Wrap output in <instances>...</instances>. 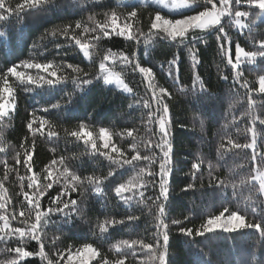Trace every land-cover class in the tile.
Masks as SVG:
<instances>
[{"label": "trees", "instance_id": "obj_1", "mask_svg": "<svg viewBox=\"0 0 264 264\" xmlns=\"http://www.w3.org/2000/svg\"><path fill=\"white\" fill-rule=\"evenodd\" d=\"M17 3V0H11ZM59 9L50 11L42 17L22 15L18 20L13 16L10 22H0V74L8 67L19 64L25 59H34L37 62L52 61L79 65L85 71L95 74L98 72V65L106 50L113 52H123L131 56L136 53L135 59L141 66L150 67L155 74V84L164 87L170 93V98L164 100L168 104L171 125L169 131L173 142V164L172 174L169 177V193L165 202L166 216L168 223L169 243L167 249V264H264V240L259 234L251 229H242L235 233H224L219 230L213 233H205L203 236H196L195 232L212 215H218L224 208L229 212L238 208L241 210L246 206L248 197H252L258 209L257 217L264 215V197L258 193V184L253 187L251 183L240 184V181L253 174V162L251 160V149H232L227 144L228 138L238 142L246 143L251 139V134L247 128L251 126L250 117L246 115L249 111V95L255 101L253 111L256 115L264 118V93L258 91V78L264 75V57L258 56L255 63L244 61L241 63L239 71L243 73L240 83L234 78V72L226 59H223L216 40V34L209 33L206 41L197 43V58L200 63L195 69L191 66V57L188 49L178 46L176 42L167 39L153 37L148 43L143 37L140 42L129 41L123 37L113 36L111 39H102L95 42L92 40L94 33H83L82 39L85 42L91 41L96 44L90 51L93 54V63L90 65L85 60L75 45L74 40L57 34L53 37L45 35L54 27H62L67 23L76 20H83L90 27L88 22L90 14H102L109 9L116 10L121 21L129 11L123 7L126 4L122 0H103L101 4H94L92 0H57ZM154 5L141 7L138 11L139 19L134 21V28L148 31L150 17L154 18ZM240 10L251 11L252 16L246 23H250L256 18V23L252 25V31L248 29L238 30L232 26L229 30L232 44V58L235 60V44L238 42L249 51H258L256 41L264 39V17H259L258 9H248L242 3ZM98 20H102V15H97ZM80 33V30H76ZM41 36L45 38L41 40ZM34 44L40 45L33 48ZM56 45H60L59 48ZM43 52V55H39ZM176 57V64L171 68L168 61ZM111 65V62H106ZM128 67L123 70L122 78L133 89L131 94L122 93L117 88L107 85L102 79L94 80L90 85L82 86V90L76 89L72 83L57 86L55 89L47 90L28 86L25 90L23 86H17L15 91L16 109L12 115L0 123V137L6 151L0 153V182L8 190L11 197V204L8 210L24 202L21 192V181L17 177L25 175L23 166V149L20 145L23 138L29 137L28 144L31 145L32 137L26 128L27 121L31 118L30 113L35 112L38 117L43 116L48 119L54 127H45V134L41 136L37 133L35 137V148L32 152L33 172H41L45 166L49 165L52 159L65 157V164L71 170L80 175H106L115 167L99 153L92 154L90 147L78 141L75 137L67 135L65 129L76 130L79 123H86L91 129L98 133L100 127H108L110 132H124L123 137L113 135V143L126 153H130V140L126 136L127 129H136L134 135L143 137L146 133L145 123L148 109H144L142 102L136 104L142 97L148 99L151 92L146 90V81L142 74L133 71ZM23 70V69H18ZM116 70H120L119 64ZM171 70L172 75L169 76ZM35 74L34 69L26 70ZM71 74V69H66ZM199 75L205 82L208 92L199 91V85L193 88L194 76ZM227 75V80L221 76ZM11 83L15 82L14 77H9ZM244 81L248 82L249 90L242 87ZM181 89H184L182 91ZM73 95V103L66 104L68 95ZM52 103H61L60 109H51ZM132 104L133 107L128 106ZM43 107H48L49 112L40 111ZM155 107V105H154ZM201 120L203 128H201ZM225 125H228L225 127ZM153 132H158V125H149ZM55 131L57 136L48 138L47 132ZM257 130L260 133L257 138V150L264 153V125L257 122ZM158 137H153L157 139ZM101 142L97 140L99 146ZM223 143L225 149L220 150L219 145ZM101 151H107L100 149ZM141 152H144L141 146ZM20 153L21 164H16L15 157ZM83 154V155H82ZM115 156V153H112ZM159 155V150H156ZM198 158L204 159L203 172L196 173L193 178L192 164ZM15 169L8 173V178L4 179V162ZM213 165L212 175L225 179L229 186L226 189L209 187L210 179L207 164ZM260 158L258 157V163ZM144 162H141L143 165ZM158 170L157 165L153 166ZM54 177L57 172L63 171V166L56 165L51 169ZM123 173L124 175H121ZM134 170L129 166L120 169L116 177L105 181L104 193L97 195L91 190L84 193L71 194L72 199L78 200L81 214L74 217L71 222H66L62 214H52L44 228L41 239L45 245V251L56 260L58 250L63 251L68 246L79 247L84 243H92L97 247L102 255L109 259H115L116 254L110 251L111 246L121 239H143L146 243H154L157 238L156 213L157 207L154 203L159 195L158 185L155 188L149 186L144 198L135 197L129 204H125L116 197L114 193L115 182H124ZM27 175H32L28 173ZM150 179V178H149ZM158 180V177H157ZM236 184L233 189L232 183ZM28 181L25 179L24 190ZM203 183L204 187H201ZM188 184L195 187L185 191ZM61 185L54 182L49 194L42 198V207L47 209L50 206V197H53L60 190ZM237 193L233 197V191ZM152 197V199H148ZM26 206V205H25ZM229 213H225V217ZM138 216V220L127 221V216ZM125 219L124 225L110 227L108 233L100 234L98 224L105 219ZM249 219H253L249 209ZM173 220H180V224H173ZM15 221L13 224L15 225ZM181 228H191L193 234L187 236L180 231ZM162 231V230H161ZM56 243L53 244L52 241ZM163 243L162 237L160 238ZM12 246H16L14 242ZM39 245L36 241L28 242L29 251H37ZM3 242H0V261L12 258L14 253L6 250ZM128 258L125 264H140L141 260L147 259V254L138 251L136 256L131 255L130 250H125ZM99 259V258H98ZM21 264H46L39 256L25 258ZM60 264H67V257L60 261ZM92 264H98L93 261ZM153 264H159L158 260Z\"/></svg>", "mask_w": 264, "mask_h": 264}, {"label": "snow or ice", "instance_id": "obj_2", "mask_svg": "<svg viewBox=\"0 0 264 264\" xmlns=\"http://www.w3.org/2000/svg\"><path fill=\"white\" fill-rule=\"evenodd\" d=\"M94 4H101L103 0H92ZM151 2L155 5L154 18L150 17L148 31L144 32L142 29L134 28V21L138 20V11L141 7H146ZM242 3H245L248 9H258L259 17H264V0H143V3L126 4L123 7L129 9L127 14L121 21V16L116 10H107L102 14H90L88 22L92 27L83 20H76L73 23H67L62 27H54L45 35L53 37L57 34L67 37L69 40H74L75 45L79 46L80 52L83 54L85 60L93 61V54L91 48H95L96 44L91 41L85 42L82 39L83 33H94L92 40L97 42L102 39H111L113 36L123 37L129 41L140 42L143 37L144 42L148 43L151 38L158 37L159 39H167L176 42L178 46H183L188 49L191 57V66L193 69L200 63L197 58L198 48L197 43L206 41L209 33L216 34L218 47L223 59H226L227 64L231 66L234 72V78L237 83H240V77L243 75L239 71L241 63L247 61L255 63L258 56L264 57V39L256 41L258 51H249L240 45L235 44V60L232 58V44L229 30L234 26L238 30L248 29L252 31V25L257 21L253 18L250 23H246L248 18L253 15L251 11L240 10ZM59 4L57 0H17V3H11V0H0V22H10L13 16L18 20L22 15H29L33 17H42L50 11L58 10ZM164 10H167L166 12ZM97 15H102L103 19L98 20ZM76 30H80L78 34ZM3 33H0L2 36ZM45 37L41 36V40ZM40 45L34 44L33 48H39ZM57 48L60 45H56ZM39 55H43L40 52ZM136 53L131 56L123 52H113L111 49L106 50L98 65V72L95 74L85 71L79 65L71 63H58L55 60L37 62L34 59H25L19 64H14L8 67L5 72L0 74V123L5 118H8L16 109L15 91L17 86H23L28 90V86H35L40 89H55L59 85L72 83L76 89L82 90V86L90 85L94 80L102 79L107 85L115 84L122 93L131 94L133 89L125 83L122 78L124 69L131 67L133 71H138L146 81V90L151 92V97L148 99L141 98L136 101L137 105L148 109L147 120L144 121L146 133L148 135L139 137L134 135L136 129H127L126 136L130 140V153H126L115 143H113V135L123 137L124 132H110L108 127H100L98 133L91 129L86 123H79L76 130L69 131L65 129L67 135L75 137L78 141H82L87 147H90L92 154L99 153L107 159L111 168L106 175H80L76 171L70 169L65 164V157L61 156L59 159H52L50 164L45 166L41 172L34 173L32 161V152L35 148V137L37 133L41 136L45 134V127L49 129L54 127L52 123L43 116L38 117L35 112L30 113V119L27 121L26 128L32 137L31 145L28 144L29 137L26 135L21 142V149H23V166L25 168V175L21 176L17 172V177L21 181L20 194L24 197V202L19 205V211L13 207L11 211L8 210L11 204V197L7 194V189L4 184L0 182V242L6 246V251L14 253L12 258L0 261V264H21L25 258L32 256H39L46 264H60L61 260L67 257V264H92L93 261H98V264H125L128 258L125 250H130L133 257L138 251L147 254L146 260H141L140 264H153L154 261L159 264H167V249L169 243L168 223L165 221L166 205L169 193V177L172 174L173 164V142L171 140V133L169 127L171 125V117L169 114L168 104L164 98L169 97L170 93L164 87H158L155 84V74L150 67L141 66L138 60L135 59ZM111 62V65H106V62ZM119 64L120 70H116V65ZM171 68L176 64V57L168 61ZM23 69V70H18ZM34 69L35 74L26 70ZM66 69H71V74L66 72ZM172 75L171 70L169 76ZM9 77H14L15 82L11 83ZM227 75L221 76V79L227 80ZM199 85V91L202 93L208 92L205 82L199 75L194 76L193 88ZM260 93H264V75L258 78ZM242 87L249 90L248 82L244 81ZM184 91V89H181ZM73 103V95L69 94L66 104ZM155 105V107H154ZM255 101L249 95L248 107L249 111L246 113L250 117L251 126L247 128V132L251 134V139L246 143H238L231 138H228L227 144L230 146L227 150L232 149H251L253 162V174L240 181V184L251 183L253 187L258 184V193L264 197V153L257 150V138L260 133L257 130V122L259 125H264V118L256 115L253 111ZM61 103H52L51 109H60ZM132 108L133 105L128 106ZM42 112H49L48 107L40 109ZM201 128L204 124L201 120ZM149 125H158V132H153ZM228 125H225L227 127ZM58 133L49 130L47 136L51 139L57 136ZM153 137H158L153 139ZM97 140L101 143L97 144ZM141 146L144 152H141ZM107 151H101L100 149ZM159 150V155H156V150ZM219 149H225V145L221 143ZM6 149L0 137V153L5 152ZM112 153L116 155L113 156ZM83 155V154H82ZM258 157L260 162L258 163ZM16 164H21L20 153L15 157ZM141 162H144L141 165ZM158 170L153 166L157 165ZM63 166L62 172H57L54 177L53 166ZM204 159L198 158L197 162L192 164L193 178H196V173L202 174ZM129 166L134 170L131 175L124 182H115L114 193L125 204H129L135 197L144 198L149 186L155 188L158 185L159 195L156 196L154 203L157 207L156 213V230L157 238L154 243L145 242L143 239H121L114 243L110 251L116 254L115 259H109L106 255H102L101 251L92 243H84L82 246L73 247L68 246L63 251L58 250L56 260H53L45 251V245L41 239L44 228L47 226L48 220L52 214H62L66 222H71L74 217L81 214L78 206V200L72 199L71 194L79 192L81 196L88 190L93 191L97 195L104 193L105 181H109L112 177L117 176L120 169H125ZM5 174L4 179L8 178V173L15 171L7 162H4ZM209 169L210 179L208 181L209 187H216L226 189L229 184L225 179H221L212 175L213 165L211 162L207 164ZM32 173V175H27ZM121 175H124L121 173ZM158 177V180H157ZM150 178V179H149ZM27 179L26 185L29 191H25L23 181ZM61 185L60 190L53 197H50V206L47 209L42 207V198L49 194V190L53 188V183ZM204 187L203 183L200 185ZM194 184H188L185 191L194 188ZM233 189L236 184L232 183ZM237 193L233 191V197ZM152 199V197H148ZM264 203V202H262ZM26 205V206H25ZM245 207L241 210L238 208L235 211L229 212L228 208H224L218 215L209 216L206 222L203 223L198 230L196 236H203L205 233H213L217 230L224 233H235L242 229H251L259 234L261 240H264V215L257 217V207L252 203V197L249 196L245 202ZM249 209L253 219H249ZM264 210V209H262ZM229 214L225 217V213ZM138 216H127V221L138 220ZM125 219H105L98 224L100 234L108 233L110 227L117 225H124ZM15 221V225L13 224ZM173 224H180V220H173ZM162 230V231H161ZM180 231L187 236L193 234L191 228H181ZM163 243L161 244L160 238ZM36 241L39 245L37 251L28 250V242ZM14 242L16 246H12ZM56 243L55 240L52 241ZM99 258V259H98Z\"/></svg>", "mask_w": 264, "mask_h": 264}, {"label": "rangeland", "instance_id": "obj_3", "mask_svg": "<svg viewBox=\"0 0 264 264\" xmlns=\"http://www.w3.org/2000/svg\"><path fill=\"white\" fill-rule=\"evenodd\" d=\"M122 2L123 3H143V0H122ZM154 5V4H152L151 2H149L148 3V5ZM155 6V5H154ZM165 12L167 11V10H164ZM242 31V30H241ZM126 83V82H125ZM110 86H113V87H115V88H117L116 87V85L115 84H112V85H110ZM118 90H120L119 88H117ZM121 91V90H120ZM127 94V93H126ZM129 95V94H128Z\"/></svg>", "mask_w": 264, "mask_h": 264}]
</instances>
